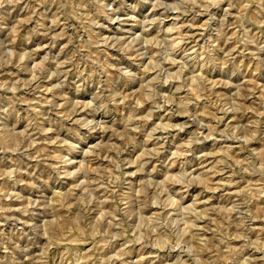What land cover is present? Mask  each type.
<instances>
[{
    "label": "rangeland",
    "instance_id": "1",
    "mask_svg": "<svg viewBox=\"0 0 264 264\" xmlns=\"http://www.w3.org/2000/svg\"><path fill=\"white\" fill-rule=\"evenodd\" d=\"M208 263L264 264V0H0V264Z\"/></svg>",
    "mask_w": 264,
    "mask_h": 264
},
{
    "label": "bare ground",
    "instance_id": "2",
    "mask_svg": "<svg viewBox=\"0 0 264 264\" xmlns=\"http://www.w3.org/2000/svg\"><path fill=\"white\" fill-rule=\"evenodd\" d=\"M154 16V15H153ZM116 18V17H115ZM151 18V17H150ZM146 19V18H145ZM151 22V21H150ZM198 28V27H197ZM187 33V32H186ZM190 34V33H189ZM198 35V34H197ZM188 37V36H187ZM193 39V38H192ZM201 39V38H200ZM197 41V40H196ZM198 42V41H197ZM263 49V48H262ZM254 66V65H253ZM163 69V68H162ZM158 84V83H157ZM199 133V132H198ZM108 158V157H107ZM248 257V256H247ZM209 264V263H208Z\"/></svg>",
    "mask_w": 264,
    "mask_h": 264
}]
</instances>
